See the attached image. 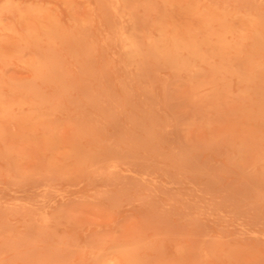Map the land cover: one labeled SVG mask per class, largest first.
Here are the masks:
<instances>
[{
  "label": "rangeland",
  "instance_id": "rangeland-1",
  "mask_svg": "<svg viewBox=\"0 0 264 264\" xmlns=\"http://www.w3.org/2000/svg\"><path fill=\"white\" fill-rule=\"evenodd\" d=\"M0 264H264V0H0Z\"/></svg>",
  "mask_w": 264,
  "mask_h": 264
},
{
  "label": "bare ground",
  "instance_id": "bare-ground-1",
  "mask_svg": "<svg viewBox=\"0 0 264 264\" xmlns=\"http://www.w3.org/2000/svg\"><path fill=\"white\" fill-rule=\"evenodd\" d=\"M100 259V258H99ZM94 260H95V257H94ZM97 262V261H96ZM100 262V261H99Z\"/></svg>",
  "mask_w": 264,
  "mask_h": 264
}]
</instances>
